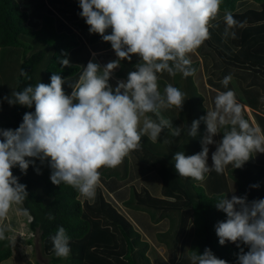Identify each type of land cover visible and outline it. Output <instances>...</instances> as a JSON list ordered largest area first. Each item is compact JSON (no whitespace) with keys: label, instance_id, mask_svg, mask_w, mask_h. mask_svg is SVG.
<instances>
[{"label":"clouds","instance_id":"clouds-1","mask_svg":"<svg viewBox=\"0 0 264 264\" xmlns=\"http://www.w3.org/2000/svg\"><path fill=\"white\" fill-rule=\"evenodd\" d=\"M222 2L79 0L82 10L79 14L89 26V32L110 42L117 59L102 68L89 61L78 79L70 83V94L63 89L66 80L53 73L49 84L28 85L5 98L10 105L27 108L34 105L35 110L24 114L17 129H0V241L7 239L6 232L10 230L4 223L10 210L28 197L26 185L13 175L12 168L17 165L26 173L35 159L41 163L48 160L54 185H69L91 201L100 183L101 168L118 167L130 152L141 147L142 137L147 136L155 143L165 129L174 137L186 131L194 138L201 121L206 125L199 153L185 155L179 151L173 156L178 175L195 181H203L205 174L211 171L222 174L230 164L233 169L241 168L253 153H264V130L244 118L243 107L247 105L242 106L236 99L232 73L221 83L227 88L231 81L233 90L214 91L211 95L214 108L207 110L206 116L193 120L190 126L173 127L172 121L161 115L162 110L172 107L181 110L187 92L168 84L162 93L158 74L166 72L173 77L182 74L185 78L194 75L192 61H199L189 55L210 38V27L219 15ZM223 22L224 38L232 39L236 38L234 29L245 23L237 21L228 10ZM109 29L111 34H106ZM132 55L140 58L136 70L128 74L126 81H118L113 89L109 84L113 71L121 60L130 61ZM227 61L230 60L227 58ZM59 63L70 66L67 58L60 59ZM204 64L200 70L202 83L198 82L207 90L204 73L209 75L212 65L206 60ZM20 75L31 79L23 69ZM148 113H153L157 119ZM221 130L222 139L214 141L213 137ZM213 143L216 150L212 153L210 168L208 145ZM36 170L39 173V169ZM215 207L226 214V220L215 225L219 244L231 242L237 247L240 243L248 246L247 252L240 249L237 264H264V199L248 201L246 196L219 195ZM24 214L28 215L27 210ZM48 218L52 220L54 216L49 214ZM50 239L57 257L65 258L70 254V237L64 227H58ZM189 259L191 264H228L209 248L202 254L191 250Z\"/></svg>","mask_w":264,"mask_h":264},{"label":"trees","instance_id":"trees-1","mask_svg":"<svg viewBox=\"0 0 264 264\" xmlns=\"http://www.w3.org/2000/svg\"><path fill=\"white\" fill-rule=\"evenodd\" d=\"M225 10L231 11L237 21L245 22L243 27L234 29L235 39L223 36ZM81 11L79 0H0V50L3 56L0 57V72L7 70V59L3 62L9 52H15V55L17 53L16 57L21 60L18 75L12 79L9 87L11 91L5 93L6 97H11L13 91L23 90L28 85L34 87L39 82L49 84L53 73L66 80L63 89L66 94H70V83L78 79L92 52L98 53L97 57L104 65L117 59L110 42H104L99 34L89 32V26L79 14ZM106 34H111V30ZM227 39H230L229 43H225ZM215 41L223 43L219 44L220 47L213 46ZM205 43L214 52H218L226 64L252 70L256 72V78L262 80L249 83V86H257V89L246 90L244 87L242 91L239 90L242 94L237 90L234 92L241 104L245 100L255 106L253 111L256 117L259 116L258 124L264 130V119L259 112L264 111V107H260L261 97L257 100L250 95L251 91H259L260 88L264 90V0H223L219 15L212 21L210 38ZM203 47L204 45L199 48L201 54ZM64 58L69 59L70 66L59 63ZM131 58L132 61L128 63L121 60L119 67L113 71V78L109 80L111 87L116 79L126 81L128 74L136 70L135 66L140 58L137 55H132ZM212 66L217 68L216 63ZM21 69L31 79L21 76ZM230 73L232 72L227 69L219 77L210 71L209 78L221 82ZM163 74H158V84L162 81ZM198 75L202 78L203 74L199 72ZM187 78L191 79V76ZM115 83L116 87L117 81ZM232 85L230 81L225 88L221 83L225 91L233 90ZM188 87V84L185 85V92ZM185 96L187 97L186 94ZM189 96L191 102L192 95ZM6 104L4 111H0V129H17L24 114L35 110L34 105L27 108L19 104ZM190 106L191 110L195 108L191 104ZM197 108L201 117L206 116V107L201 105ZM243 115L255 126L244 107ZM205 129L206 125L201 121L197 136L193 138L184 135L186 141L179 147L175 146V137L170 134V130L165 129L163 136L169 141L168 150L161 146L155 147L158 143H153L144 136L142 140L150 142V145L146 147L142 143L138 150L130 152L136 158L138 179L158 184L155 187L156 195L145 189L137 191L135 187L129 197L119 191L112 192L110 189L113 186L106 182V176L101 175L95 198L89 201L69 185H54L50 179L52 170L48 160L41 163L39 159H35L26 173L18 165L13 167V175L18 178L19 183L26 185L28 193L27 199L19 205L23 211L27 210L31 219L28 222L30 230L39 234L40 249L49 257L50 264H154L148 258V251L155 264H191V250L202 254L205 248L211 249L217 258L226 260L228 264H237L240 249L247 252L248 246L240 243L237 247V244L231 242L220 245L215 232V225L226 220V214L215 207V199L226 194L217 191L219 187L211 188V192L207 193L202 185L214 181L216 172L205 174L203 181H195L180 177L174 166L173 156L176 152L183 151L185 155H193L202 150L201 140L205 136ZM222 132L223 130L215 136L214 141L222 139ZM208 148L209 157L216 150V143L208 145ZM129 155L123 161L125 169ZM207 163L211 168L212 160H207ZM36 169H39V173ZM225 170L230 178L233 177L231 179L238 186L240 197L246 196L248 201L264 199V153H253L241 168L233 169L230 164ZM173 213L178 214V219ZM49 214L54 219L49 220ZM165 219H169L171 228L157 233L164 230L161 229L162 225H167ZM60 226L65 228L70 237L71 252L65 258L54 254L50 239ZM155 235L159 242L164 238L163 242L168 246V259L159 255L157 249L149 250L150 245L144 237L155 238ZM32 239L28 241L29 244L33 243ZM136 254H139L141 262ZM12 256L7 236V239L0 241V263Z\"/></svg>","mask_w":264,"mask_h":264},{"label":"rangeland","instance_id":"rangeland-1","mask_svg":"<svg viewBox=\"0 0 264 264\" xmlns=\"http://www.w3.org/2000/svg\"><path fill=\"white\" fill-rule=\"evenodd\" d=\"M229 41H230V39H227V40H225V43H229ZM220 43H223V42L215 41L213 46L217 45L218 47H220V45H219ZM203 45H204L203 54H201L200 52H195L196 54L199 53V56H197L196 59L198 58L197 61H199L200 65H199V63L191 60L192 61V67L195 69V73H194V75L191 76V79L183 77L182 74H177L175 77L172 76L174 85H176V87L179 88L182 92L185 93V91H184L185 85L188 84V86H189L186 90L187 93H185L187 95V97L185 96V101H184L182 109L181 110L178 108L176 109L179 112L177 119L175 117L176 114H175L173 107L170 109H165V112H170L172 115V118L170 120L172 121L173 127L175 125L177 127H181V126H185V125L190 126L193 120H198L201 117L200 113L198 111L199 109L197 107H201V105H203L204 107H207V105H206L207 95L205 93L206 90L203 89L202 85H200L198 82L199 81V75L198 74H199L201 68L205 65L204 64L205 60H206V62H211L212 64H214V63L217 64V68L214 66H210L209 71L214 73L213 75L218 74L219 77L223 76V74L225 73V68L227 66L228 69L233 74L232 78L236 80L235 81V80L231 79V81H233V83L235 84L236 90H237V92H239V94H242V92L238 91V88H240V89L244 88L243 86H247V84H249L251 81L252 82L260 81L259 78H256V75L254 74V72L252 73L249 70H243V69H239L237 67H230V66L226 65L224 60L220 57L218 52H214L212 49H210L205 42L203 43ZM16 56H18V55H17V53L15 55V52H9L7 56L5 55V59H4L3 63H5V61L7 59L6 65L8 67H7V70L0 72V111H4V109L7 105L6 103H8V100L5 99L6 98L5 93H7L8 91H11L9 87L11 86L12 79H14L18 75V72H19V66L21 64V60H19ZM0 57H3L1 50H0ZM132 59L133 58H131L130 61H132ZM94 60L96 61L95 57H94ZM135 60H138V59L135 58ZM122 61L127 62V63L129 62V60H127V59L122 60ZM204 74H205V77L207 78L208 72H205ZM238 74L241 75V77H245L244 78L245 82H241L240 80H242V79H240V78H239L240 80L237 79V77L239 76ZM251 74H254V77H252ZM120 80H123V79H121V78L116 79L112 83L113 89H115V84H116L115 82L116 81L118 82ZM260 82H262V80ZM242 83H244V84H242ZM170 84H172V83H170ZM158 85H159V90L163 93L165 86L168 84L166 81H162ZM189 94L192 95L193 101L191 99V102L189 100V97H190ZM212 99L214 100V96L212 97ZM236 99L241 104L240 98L239 99L236 98ZM202 100H203V102H202ZM245 102H246L245 100L244 101L242 100L243 105L245 104ZM190 104L192 105V107H195V108H193L191 110ZM244 107H248V106H244ZM193 110L195 112H193ZM245 111H246L247 115L250 117V120L254 123V125L258 126V117L259 116L257 115L258 117H256L255 112H253L251 109H249V111H248V109L245 108ZM259 112H260V114H262L261 110H259ZM147 115L152 117L153 119H157L153 113H148ZM163 134H164V131H162L157 142H155V143H158V145L155 147L161 146V148H163V149L165 148V150H168V147H169L168 142L169 141L167 140L166 137L163 136ZM184 135H187L186 131H184V133H182L179 137H175L173 139L175 146L179 147L180 145L185 143L184 141H186L185 140L186 136L184 137ZM204 135H206V129L204 131ZM142 143H145L146 147H147V145H150V142H146L145 140H142L141 144ZM153 145H155V144H153ZM211 157L212 156L208 157V162L210 160H212ZM135 159H136L135 157L126 159L128 167L125 170L124 177L120 176L119 178H117L116 176H111L112 179H115V181H118L121 184H125V181H127L129 184V187L131 185H134V187L135 186H141L138 189L137 188H135V189L137 191H141V190L145 189V190H148L153 195H156L157 190L155 189V187H158V184H152L151 185V184H148L147 181L145 184L144 180L137 178L138 177V175H136L137 169L135 170V168L133 166L134 163H136ZM226 173H227L226 170L224 171V173H222L223 175L218 174L219 175L218 176L216 173V176H213L214 181L207 182L205 184L203 183L202 185H203L204 190L207 193H210L211 188H218L219 187L217 189V191H219V192L223 191V194L228 195V198H231L232 195H236V196L240 197L238 194V186L231 179L233 177L231 176V178H230L229 175H227ZM245 178L247 180L246 174H245ZM224 186H225V188H224ZM217 191H214V193ZM173 215L178 219L177 213H173ZM29 220H31L30 217L28 215L24 214V211L21 209L20 205H14L12 207V209L9 212L8 219L4 223H5V225L9 226V229H10L6 233H7L8 239L10 241V245L12 247L13 256L11 259L6 260L0 264H27L29 262H32L34 264H37V263L50 264L49 257L46 256L44 254V252H42V250L40 249L39 234L32 233L30 230V227L28 225V222H30ZM165 220H167V221H165V223L167 224L166 226L160 224V225H162L161 229H164V230L160 231L159 229H157V230H159V232H157V233L166 232L167 230H169L171 228L170 223L168 221L169 219H165ZM30 239H32V241H33L32 244H29V242H28ZM144 239L150 245L149 250L157 249L159 251L158 252L159 255H163L165 257V259H168V254H167L168 253V246H166L164 244V242H163L164 238L162 239V242H159L158 239L156 240V235H155V238L150 237V238L146 239L144 237ZM155 241H157V242H155ZM136 255L138 256V259L141 262L139 254H136ZM147 255H148V258L151 259V262H153L155 264V261L151 255V252L148 251Z\"/></svg>","mask_w":264,"mask_h":264},{"label":"crops","instance_id":"crops-1","mask_svg":"<svg viewBox=\"0 0 264 264\" xmlns=\"http://www.w3.org/2000/svg\"><path fill=\"white\" fill-rule=\"evenodd\" d=\"M222 48H224V46H222ZM222 48H220V49H222ZM196 52H201L200 51V49H198ZM97 52H92V55H91V58H90V60L89 61H91V62H94V63H97V64H99L100 66H101V68L103 67V66H105L104 65V63L102 62V61H100L99 60V58L97 57ZM191 58H193L194 60H196V57L197 56H199V53H193V54H190L189 55ZM94 57H95V59H96V61L94 60ZM198 60V59H197ZM207 63H209V65H212L210 62H207ZM86 67V66H85ZM115 71H116V69H115ZM239 75V74H238ZM250 75V74H249ZM240 76V79H242V80H240L241 82H244V77H241V75H239ZM251 76L252 77H254V74H251ZM113 78V74L111 75V78L110 79H112ZM173 77L172 76H170V75H168V73H164L163 75H162V77H161V80L162 81H166L167 82V84H170V83H172L173 85H174V83H173V79H172ZM162 81H160V82H162ZM199 81L202 83V79L199 77ZM159 82V83H160ZM203 82H204V84H205V86H206V88H207V90H206V95H207V101H206V105H207V107H206V109L207 110H211V109H213L214 108V100L212 99V94L214 93V91H225V90H223V88L221 87V82H218L216 79L214 80V78L213 79H210L209 78V75H208V78H206V79H203ZM220 83V84H219ZM242 84H244V83H242ZM234 85V84H233ZM232 85V86H233ZM249 86V85H248ZM243 86V87H246V90H247V88L249 89V90H254V88L255 89H257L256 87L257 86ZM234 87V86H233ZM239 90H240V88H238ZM241 89H243V88H241ZM261 89V88H260ZM264 89V88H263ZM242 91V90H241ZM250 95L252 96V97H254L255 99H257L258 100V97L260 96L261 97V99L260 100H262V105H260V107L262 106V107H264V90H259V91H257V90H255V91H251V93H250ZM256 96H257V98H256ZM245 104L248 106V107H245V108H249V109H251L252 111H253V107H255V106H252L249 102H245ZM174 108V111H175V117H176V119H177V116H178V114H179V112L176 110L177 108L176 107H173ZM193 112H195L194 110H193ZM254 112V111H253ZM161 114L166 118V119H171L172 118V115H171V113L170 112H165V110H163V111H161ZM261 116L260 117H262V118H264V111H262V114H260ZM176 126V125H175ZM174 126V127H175ZM258 126H259V124H258ZM260 127V126H259ZM213 139H215V136L213 137ZM129 158H133L132 157V155L130 154L129 155ZM127 164V163H126ZM135 164L136 163H134V168H135V170H136V166H135ZM125 163L124 162H122L118 167H116V168H101L100 169V173H101V175L103 176V177H107V178H104V179H106V182L108 181V182H110V185L111 186H113L112 187V189H110V191H119V193L120 192H122L124 195H126V197H129L130 196V194H131V191H132V189L134 188V185H131L130 187H129V184H128V182L127 181H125V184H121L120 182H118V181H115V179H112V177L111 176H117V178H119L120 176H123L124 177V174H125V170L127 169H125ZM127 167H128V165H127ZM136 175H137V173H136ZM138 178V177H137ZM148 182V184H151V182H150V180H148L147 181ZM144 183L146 184V182L144 181ZM152 185V184H151ZM139 187H141V186H135V188H139Z\"/></svg>","mask_w":264,"mask_h":264}]
</instances>
